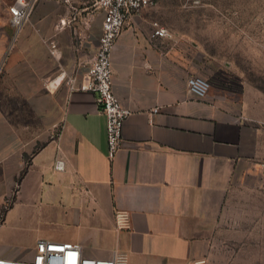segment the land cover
Segmentation results:
<instances>
[{
	"label": "crops",
	"instance_id": "crops-1",
	"mask_svg": "<svg viewBox=\"0 0 264 264\" xmlns=\"http://www.w3.org/2000/svg\"><path fill=\"white\" fill-rule=\"evenodd\" d=\"M10 2L0 0V61L5 59L0 88L16 89L30 106L40 95L52 102L41 81L58 68L62 76L56 81L66 77L72 86L56 94L59 118L50 126L59 127L48 139L0 110V211L13 198L0 225V243L9 244L2 232L10 227L14 248L52 240L78 244L87 257L121 254L126 264L206 260L230 194L264 181V118L251 100L242 92L217 90L201 100L190 96L186 80L194 65L186 36L179 41L171 28L173 5L154 0L128 21L111 52L112 90L130 115L121 148L110 160L106 118L94 94L77 89L101 34L102 14L94 0H70L75 10L41 0L22 27V34L37 33L53 43L59 67L52 70L32 66L41 51L46 57L38 39L19 37L18 50L8 51L14 34ZM157 28L170 36L152 37ZM35 44L39 50L33 51ZM37 141L45 144L31 155ZM23 154L29 165L16 184ZM56 158L63 159L64 171L53 169ZM118 209L128 211L129 231L116 230ZM30 213L48 221L33 234L22 230ZM1 253L14 257L9 250Z\"/></svg>",
	"mask_w": 264,
	"mask_h": 264
},
{
	"label": "rangeland",
	"instance_id": "rangeland-1",
	"mask_svg": "<svg viewBox=\"0 0 264 264\" xmlns=\"http://www.w3.org/2000/svg\"><path fill=\"white\" fill-rule=\"evenodd\" d=\"M167 1L174 7L168 19L172 20L171 28L175 37L181 41L182 37L186 36V51L193 56L192 76L206 80L210 85L209 91L217 90L236 95L242 92L251 100L256 115L263 119L264 0ZM22 31L17 34L14 31L8 51L18 50L19 37L24 36V39L29 41L38 39L40 42L38 45L42 46L46 57L41 51V56L34 59L32 66L51 70L54 67L58 68L59 63L50 53L54 47L53 43L43 37L40 38L37 33L24 35ZM38 45L35 44L33 51L39 50ZM4 60L2 58L0 61V82L4 76L2 70ZM60 76L62 73L58 68L49 78L41 81L44 93L50 95L52 102L40 95L37 98L41 100L37 103L32 100L29 106L16 89L12 91L0 88V110L15 119L16 124L20 123L23 128L40 135L44 133L48 139L59 127V124L50 126L51 122L59 118L58 100L54 101L56 94L61 87H65L59 91L64 95L72 86L65 84L66 77L61 83L59 80L56 81ZM43 118L46 124H43ZM38 144L42 142L37 141L36 145ZM261 179H264V175L260 177ZM263 182H256L254 187L235 190L230 194L215 226L209 254L207 259L203 260V264H264ZM10 199L11 197L7 201ZM24 219L22 230L32 234L37 225L48 222L43 217L37 219L35 213L28 214ZM9 230L10 227L2 232L9 244L0 243V256L4 250H9L14 256H9L12 258L28 256L30 249L13 247L15 241L9 236Z\"/></svg>",
	"mask_w": 264,
	"mask_h": 264
},
{
	"label": "built area",
	"instance_id": "built-area-1",
	"mask_svg": "<svg viewBox=\"0 0 264 264\" xmlns=\"http://www.w3.org/2000/svg\"><path fill=\"white\" fill-rule=\"evenodd\" d=\"M41 0H11L7 5L9 23L14 31L20 32L23 25L31 17L35 6ZM70 6V0H58ZM154 0H94L95 10L102 14L101 34L98 46L91 57L87 72L77 89L93 93L101 113L106 118L107 156L112 160L122 145V127L130 111L124 108L112 90L111 52L118 36L132 17L138 15L142 9L152 5ZM66 25L65 21L60 22ZM166 29L157 28L152 37H169ZM54 47L50 53L54 55ZM188 93L195 99H204L210 89L209 83L196 76L186 80ZM264 169V160L261 164ZM63 159L54 160L53 169L64 171ZM114 226L119 231H129L131 228L130 215L126 210H115ZM199 261L194 264H203ZM0 264H126L123 255L114 253L109 259L93 258L83 255L81 247L75 243L58 242L52 240H38L30 249L28 256L12 258L0 256Z\"/></svg>",
	"mask_w": 264,
	"mask_h": 264
},
{
	"label": "trees",
	"instance_id": "trees-1",
	"mask_svg": "<svg viewBox=\"0 0 264 264\" xmlns=\"http://www.w3.org/2000/svg\"><path fill=\"white\" fill-rule=\"evenodd\" d=\"M44 144L45 143L36 145L34 147V149L32 150L31 155H34L40 148H42L44 146ZM28 159H29V155L23 154L24 166H23L22 170L20 171L18 177L15 180L16 184L20 183L21 178L23 177V175L27 171V168H28V165H29V160ZM12 202H13V198L11 197L9 202H6V204L2 207V209L0 211V225L3 223L4 217H5V213H6L7 209L11 206Z\"/></svg>",
	"mask_w": 264,
	"mask_h": 264
}]
</instances>
